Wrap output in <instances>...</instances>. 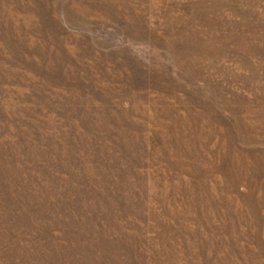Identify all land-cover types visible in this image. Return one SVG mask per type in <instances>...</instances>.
Masks as SVG:
<instances>
[{"label":"rangeland","instance_id":"374dc122","mask_svg":"<svg viewBox=\"0 0 264 264\" xmlns=\"http://www.w3.org/2000/svg\"><path fill=\"white\" fill-rule=\"evenodd\" d=\"M0 264H264V0H0Z\"/></svg>","mask_w":264,"mask_h":264}]
</instances>
